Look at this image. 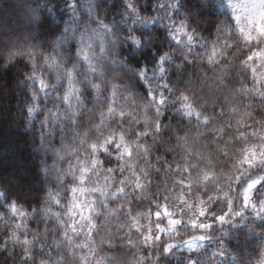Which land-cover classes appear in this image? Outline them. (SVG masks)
Segmentation results:
<instances>
[{"label":"clouds","instance_id":"obj_1","mask_svg":"<svg viewBox=\"0 0 264 264\" xmlns=\"http://www.w3.org/2000/svg\"><path fill=\"white\" fill-rule=\"evenodd\" d=\"M0 264H264V0H0Z\"/></svg>","mask_w":264,"mask_h":264}]
</instances>
